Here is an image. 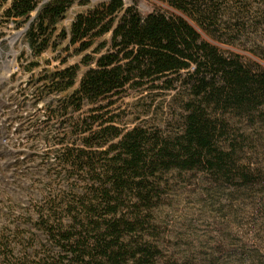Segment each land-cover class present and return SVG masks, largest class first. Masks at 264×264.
<instances>
[{
	"label": "trees",
	"instance_id": "obj_1",
	"mask_svg": "<svg viewBox=\"0 0 264 264\" xmlns=\"http://www.w3.org/2000/svg\"><path fill=\"white\" fill-rule=\"evenodd\" d=\"M159 1L212 36L218 28L239 33L246 27L240 22L250 17L241 13L245 6L240 5L222 12L217 0ZM75 2L10 0L8 4L6 0L1 8H5L4 19L18 24L36 13L27 40L35 57H40L56 45L57 25ZM227 15L230 26L223 23ZM109 33L111 48L94 60L96 67L86 72L79 89L67 99L73 113L85 102L95 104L129 84L177 75L175 82L180 84L169 89L186 93L182 126L168 137L138 128L118 133V143L102 152L93 149L109 142L95 145L89 139L105 130L85 129L82 133L89 132L90 137L77 146L70 137L68 148L63 139L55 158L68 184L59 194H47L38 207V227L50 245L20 257L0 242V264H162L160 241L150 233L152 212L163 195L154 187L169 174L191 172L210 183L206 199L220 207L225 226V262L207 252L199 253V260L264 264V236L260 235L264 232V168L245 160L247 153L260 147V140L252 137L264 128V70L239 56L222 54L180 16L154 12L142 17L136 4L126 7L123 0H110L79 14L70 33L58 37L85 52ZM252 53L264 59L255 50ZM77 75L76 67L58 72L48 87L66 92L76 85ZM56 109L53 112L60 111ZM231 120L246 123L245 134L239 136ZM247 221H257L259 226L242 227ZM187 262L197 264L189 258Z\"/></svg>",
	"mask_w": 264,
	"mask_h": 264
},
{
	"label": "rangeland",
	"instance_id": "obj_2",
	"mask_svg": "<svg viewBox=\"0 0 264 264\" xmlns=\"http://www.w3.org/2000/svg\"><path fill=\"white\" fill-rule=\"evenodd\" d=\"M123 1L126 7L136 4L142 17L154 12L180 16L199 32L202 40L215 46L222 54L239 56L264 70V59L252 53L255 50L264 58V0H217L222 6V12H227L225 9L231 6H245L241 13L250 16V19L240 22L246 27L239 33H226L218 28V32L212 29L216 33L213 36L164 1ZM4 2L6 0H0V77L8 78L1 81L0 98L2 93H6L8 102L3 110L5 114H1L0 118L11 116L12 127L14 122L20 121L22 131L19 134L27 135L24 143H30L33 150L43 152L28 161L29 164H36L38 170L21 177L28 184L24 183L20 187V193H12L0 183V242L7 243L15 256L21 257L25 253L33 254L45 244L50 245L47 234L38 227V207L47 194H59L68 184L64 181V169L55 158L62 148L63 139L65 145H62L68 148L70 137L72 142L76 141V146L83 138L90 137L89 132L82 133L85 129L92 128L94 132L105 130L95 139H89L95 145L109 142L102 148L93 149L95 152H102L118 143L116 134H125L135 128L160 137L174 135L182 126V101L186 93L180 88L169 89L180 84L175 82L177 75H170L158 81L146 80L140 84H129L95 104L85 102L79 112L73 113L67 99L79 89L80 80L86 72L96 67L94 60L111 48L112 34L97 39L85 52H79L78 45L71 46L68 39L58 36L70 33L72 20L76 16L87 14L110 0H76L57 25L53 36L56 45L40 57H35L27 40L30 23L36 13L29 21L23 20L19 24L8 21L3 17L5 8H1ZM9 2L10 0L8 4ZM228 19L229 15L224 16L223 23L230 26ZM72 67L78 70L77 83L72 89L57 93L55 89L48 87L52 84L53 75ZM31 103L37 110L33 116L28 108ZM56 108L60 111L55 113L53 110H57ZM231 126L239 131V136L245 134L246 123L231 120ZM108 128L110 129L106 130ZM252 138L260 140V147L257 151L247 153L245 160L263 164L264 168V128ZM21 178L17 177L16 180ZM13 185L18 186L16 183ZM209 187L210 183L198 172L169 174L160 185L154 187L163 195L152 212L154 223L150 233L154 235L153 240L160 241L162 264L174 261L188 264V258L193 263L207 264L197 256L206 252L220 258V263L225 262L223 215L218 205L213 206L209 198L206 199ZM246 223L247 226L242 227L250 230L259 226L257 221ZM260 235L264 236V232ZM48 264L54 263L50 261Z\"/></svg>",
	"mask_w": 264,
	"mask_h": 264
},
{
	"label": "built area",
	"instance_id": "obj_3",
	"mask_svg": "<svg viewBox=\"0 0 264 264\" xmlns=\"http://www.w3.org/2000/svg\"><path fill=\"white\" fill-rule=\"evenodd\" d=\"M73 21L74 19L72 22ZM29 110L31 116L36 114L37 110L32 103L30 104ZM1 113L2 115L5 114L3 110ZM11 119V116L0 118V166L2 165L0 168V179L4 174L12 172L10 176L14 179L13 184L16 183L18 185L12 186L14 192H16L15 190H18L19 187L25 183L24 179L21 177L28 174L27 172H35L38 170L36 164H29L28 161L31 158H36L38 155H42L43 152L33 150L30 143L28 145L24 143V138L27 137V135L25 133L19 134L20 131H22V123L20 121H17L16 123L14 122L12 127L10 122ZM17 177H20L21 179L16 180Z\"/></svg>",
	"mask_w": 264,
	"mask_h": 264
},
{
	"label": "bare ground",
	"instance_id": "obj_4",
	"mask_svg": "<svg viewBox=\"0 0 264 264\" xmlns=\"http://www.w3.org/2000/svg\"><path fill=\"white\" fill-rule=\"evenodd\" d=\"M8 78L7 76H4V77H0V84H2L3 82L1 81H5L3 79H6ZM6 93H2L1 94V98H0V116H1V112L2 110H4L5 106L7 105V102H8V98L5 96ZM4 97V98H3ZM30 109V107H28ZM2 167V165L0 166V168ZM1 171V169H0ZM28 174H30L29 172H27ZM10 174H12V172L10 173H7V174H4L2 176V178L0 179L1 180V183L5 186V187H9L10 191L13 192V182H14V179H12V177L10 176ZM32 174V173H31ZM27 175V174H26ZM8 176V177H7ZM14 177V176H13ZM16 177V176H15ZM25 177V176H24ZM25 181V185L27 183V180L24 179ZM28 184V183H27ZM16 192L20 193V190H15ZM25 196V195H23Z\"/></svg>",
	"mask_w": 264,
	"mask_h": 264
}]
</instances>
